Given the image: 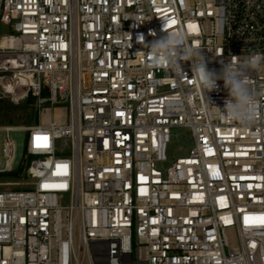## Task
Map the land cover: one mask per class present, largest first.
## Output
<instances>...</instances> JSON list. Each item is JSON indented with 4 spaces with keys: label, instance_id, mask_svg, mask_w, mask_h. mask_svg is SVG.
Wrapping results in <instances>:
<instances>
[{
    "label": "built area",
    "instance_id": "1",
    "mask_svg": "<svg viewBox=\"0 0 264 264\" xmlns=\"http://www.w3.org/2000/svg\"><path fill=\"white\" fill-rule=\"evenodd\" d=\"M166 22L217 74L264 56V0H0V91L40 119L0 127V171L21 177L0 189V264H264V107L241 128L216 109L223 80L145 68L138 37ZM249 76L264 104V60ZM176 128L191 146L171 160Z\"/></svg>",
    "mask_w": 264,
    "mask_h": 264
},
{
    "label": "clouds",
    "instance_id": "2",
    "mask_svg": "<svg viewBox=\"0 0 264 264\" xmlns=\"http://www.w3.org/2000/svg\"><path fill=\"white\" fill-rule=\"evenodd\" d=\"M163 31L167 35L151 44L144 43L143 35L138 37V42L144 45L143 51L138 53L144 57V67L153 70L156 68L166 69L172 74H184L181 62L191 61L192 72L197 85L205 92H210L218 87L217 81L223 80L224 87L228 89L229 98L225 101L222 109L216 107L221 119L231 121L241 128L252 126L264 107L258 100L257 94L250 87L249 73L255 70L264 56L250 54L245 60H232L228 63L222 62L220 72L209 70L201 51L189 42L187 33L180 29L167 28L164 24ZM150 35L155 36L154 32ZM192 77V78H193ZM166 105H182L183 98L179 95L169 98ZM207 103L211 104L208 99Z\"/></svg>",
    "mask_w": 264,
    "mask_h": 264
},
{
    "label": "rangeland",
    "instance_id": "3",
    "mask_svg": "<svg viewBox=\"0 0 264 264\" xmlns=\"http://www.w3.org/2000/svg\"><path fill=\"white\" fill-rule=\"evenodd\" d=\"M5 31V30H3ZM32 95H29V97ZM27 97L24 100L14 101L9 96H4L0 91V127L10 125V126H30L35 125L39 122L38 108L36 105V99L33 97L32 100H28ZM59 108H62V105ZM63 111L62 109H60ZM34 112L37 115V121L33 120ZM47 113V120L51 121L54 119V116ZM58 109L55 111V116L59 117ZM45 115L41 117L42 122L44 121ZM171 142L168 147V156L171 160L187 155L190 149L191 143L185 138L187 130L185 128H176L172 131ZM5 133L0 130V168H3L5 165V157L3 154V139ZM10 137L12 138L15 145V157L12 162V167L14 169L18 168L25 152L26 147V137L27 132L22 129H13L10 132ZM68 143L65 139H60L56 141V148L68 152ZM21 177L17 176L15 172L14 175L10 173H4L0 171V189L10 187L9 183L20 181Z\"/></svg>",
    "mask_w": 264,
    "mask_h": 264
},
{
    "label": "trees",
    "instance_id": "4",
    "mask_svg": "<svg viewBox=\"0 0 264 264\" xmlns=\"http://www.w3.org/2000/svg\"><path fill=\"white\" fill-rule=\"evenodd\" d=\"M32 99H33L32 96H30V97L28 98L29 101L32 100ZM33 120H34V121H37V115L35 114V112H34ZM10 174H11V175H14V173H10Z\"/></svg>",
    "mask_w": 264,
    "mask_h": 264
},
{
    "label": "bare ground",
    "instance_id": "5",
    "mask_svg": "<svg viewBox=\"0 0 264 264\" xmlns=\"http://www.w3.org/2000/svg\"><path fill=\"white\" fill-rule=\"evenodd\" d=\"M58 111L61 112L60 109H58ZM46 114H47V113H44V115H45V119H44V121H48V120H47V116H46ZM58 115H60V113H59Z\"/></svg>",
    "mask_w": 264,
    "mask_h": 264
},
{
    "label": "snow or ice",
    "instance_id": "6",
    "mask_svg": "<svg viewBox=\"0 0 264 264\" xmlns=\"http://www.w3.org/2000/svg\"><path fill=\"white\" fill-rule=\"evenodd\" d=\"M38 140L40 139L39 137L37 138ZM46 139V138H45ZM39 146V145H38Z\"/></svg>",
    "mask_w": 264,
    "mask_h": 264
}]
</instances>
